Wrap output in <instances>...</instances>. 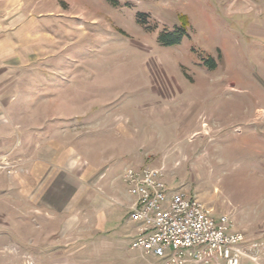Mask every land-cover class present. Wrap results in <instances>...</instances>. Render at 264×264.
<instances>
[{"label":"rangeland","instance_id":"obj_1","mask_svg":"<svg viewBox=\"0 0 264 264\" xmlns=\"http://www.w3.org/2000/svg\"><path fill=\"white\" fill-rule=\"evenodd\" d=\"M1 69L0 264H162L131 249L128 168H163L264 264V0H0Z\"/></svg>","mask_w":264,"mask_h":264},{"label":"built area","instance_id":"obj_2","mask_svg":"<svg viewBox=\"0 0 264 264\" xmlns=\"http://www.w3.org/2000/svg\"><path fill=\"white\" fill-rule=\"evenodd\" d=\"M136 225L131 249L162 264H242L245 235L227 215L214 216L199 199L172 192L163 168L126 169Z\"/></svg>","mask_w":264,"mask_h":264},{"label":"trees","instance_id":"obj_3","mask_svg":"<svg viewBox=\"0 0 264 264\" xmlns=\"http://www.w3.org/2000/svg\"><path fill=\"white\" fill-rule=\"evenodd\" d=\"M138 22L141 24L148 32H155L156 28L149 26L148 20L144 15L138 16ZM188 37L187 35V19L182 18V25L176 27L174 30L165 29L158 34V42L164 47H176L179 46L183 40ZM192 51L196 53L200 64L209 71H215L219 65L223 62V57L219 54L218 58L215 59L212 56H206L199 52L197 49L193 48Z\"/></svg>","mask_w":264,"mask_h":264},{"label":"crops","instance_id":"obj_4","mask_svg":"<svg viewBox=\"0 0 264 264\" xmlns=\"http://www.w3.org/2000/svg\"><path fill=\"white\" fill-rule=\"evenodd\" d=\"M3 71H4L3 69L0 70V81H1V79L3 78V77H2V75H3ZM2 103H3V102L0 101V115L3 114L1 106H4V107L7 106V105H5L4 103H3V105H2Z\"/></svg>","mask_w":264,"mask_h":264}]
</instances>
